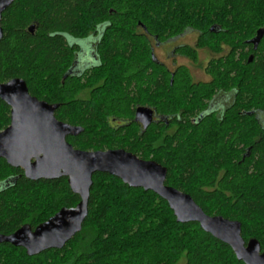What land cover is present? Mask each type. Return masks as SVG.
<instances>
[{
    "label": "trees",
    "instance_id": "obj_1",
    "mask_svg": "<svg viewBox=\"0 0 264 264\" xmlns=\"http://www.w3.org/2000/svg\"><path fill=\"white\" fill-rule=\"evenodd\" d=\"M104 22L109 37L102 47L103 68L113 70L112 75L105 89L93 94L96 110L92 101L73 107L67 101L77 82H61L70 50L57 33L78 35ZM33 23L37 28L31 35L26 29ZM1 24L0 82L21 78L32 96L61 103L56 119L84 129L80 136L68 138L69 144L82 151L120 148L155 161L167 169L166 185L191 196L207 215L240 222L243 240H258L264 251V133L252 116L229 113L223 121L209 118L194 126L187 117L170 135H163L164 125L139 131L134 122L135 107L150 106L153 84L165 115L176 117L183 109L182 117L194 116L195 100L201 105L208 88L221 86L232 64L231 56L213 60V84H193L185 68L171 75L153 63L149 41L135 36V27L160 41L187 30L199 31L195 48L177 49V54L195 61L198 48L220 52L217 38L225 44L233 37L242 42L264 28V0H16L2 14ZM216 25L223 31L211 32ZM241 83L253 96L249 109L264 110V37L252 62L246 63ZM165 89L169 96L163 102ZM190 93L194 100L185 109ZM79 108L85 115L67 114L68 109ZM8 112L0 103L5 125ZM110 118L131 123L115 129ZM7 177L8 186L0 189L1 235L23 225L34 229L80 201L66 178L30 181L21 169L0 159V182ZM92 182L82 229L63 249L29 257L23 248L0 244V264H178L182 259L184 264H244L197 223H178L167 202L155 193L131 188L103 173L94 174Z\"/></svg>",
    "mask_w": 264,
    "mask_h": 264
},
{
    "label": "water",
    "instance_id": "obj_2",
    "mask_svg": "<svg viewBox=\"0 0 264 264\" xmlns=\"http://www.w3.org/2000/svg\"><path fill=\"white\" fill-rule=\"evenodd\" d=\"M14 1L0 0V18ZM210 31L213 32L214 27ZM260 35L259 32L251 41L254 45ZM0 99L11 108L10 127L0 133V158L9 166L22 169L30 181L66 178L71 192L80 199L76 206L61 208L34 229L23 225L10 235L0 234V244L23 248L29 257L63 249L81 231L88 215L93 175L103 173L131 188L155 193L167 202L178 223H197L204 232L228 245L238 261L264 264L260 243L256 239L243 240L240 222L207 215L191 196L165 184L167 169L162 165L140 159L123 149L82 151L73 148L66 138L76 137L84 129L58 121L54 116L58 105L30 96L22 79L0 84ZM152 119L153 114L147 107L136 109L134 122L141 124L143 131Z\"/></svg>",
    "mask_w": 264,
    "mask_h": 264
},
{
    "label": "flooded vegetation",
    "instance_id": "obj_3",
    "mask_svg": "<svg viewBox=\"0 0 264 264\" xmlns=\"http://www.w3.org/2000/svg\"><path fill=\"white\" fill-rule=\"evenodd\" d=\"M12 4L6 10H8L12 6ZM2 14L0 18V27L2 29V37H3V28L1 24ZM105 25H106V22L100 23L91 30L87 29L86 33H81L78 35L71 34V33H65V32L57 33L58 37L62 38L66 42L67 47L70 50L69 62L67 63V67L63 71L61 82L63 84L66 79H70V80L77 82L76 90L71 94L70 98L67 101L69 104H72L73 107H75V105H77L78 107L80 106L84 107V105L91 103L89 99L94 93L92 92V89H90L88 85H90V82L96 78V76L99 74V72L103 69V66H104L103 65L104 56L102 54V47L103 45H105L109 37L107 35V31L109 28L106 27ZM36 28H37V25L33 23L29 25L26 30L29 34L33 35L36 31ZM30 29H32V32H30ZM221 31H223L222 28L216 25L214 27L213 33H220ZM230 31L232 34L236 33L235 28L231 29ZM190 32L192 33L194 32L197 34L196 43L194 46L195 48L199 40V37H200L199 31L187 30L175 38H171V39L167 38V39L160 41L155 36L149 34L144 28L135 27L134 35L139 36L141 34L142 36L146 37V39L149 41L150 57L153 63L160 66L161 68H163L166 72H168L171 75H174V73L179 67L185 68L187 73L190 76L192 83L196 85L203 84V85L208 86V84L209 85L213 84V76L211 75L212 74L211 70L214 66L213 67L211 66V62L213 60L218 61L220 58H224L227 56L232 57V64H231V67H229L228 69V76L225 79V81L221 83V86L217 84H213L210 88H208L206 90V94L211 90L212 92L210 94H207L208 97H206V94L204 97L201 96L202 97L200 98L201 105L196 104L197 101L195 100L196 113L194 116H189L188 113H186L182 117V112L184 111L183 109H181L180 113H176L177 114L176 117L165 115L159 109V107L162 104H160L161 102L159 98L155 97V92L158 88L156 87L155 84H153L150 89V106H146L153 114V119H152V123L150 124V126L155 125V127L158 126L159 128L161 127V125H164L165 127H167L166 130H169L172 127H176L178 123L185 122V120H187V117H188L190 124L194 126V125H199L204 120L209 119V118L213 119L214 121H218V120L223 121L226 118V116H228L229 113L231 114L236 113L239 117L252 116L257 127L261 131H263L262 133H264V110L260 108L249 109L253 96H251L252 93H251L249 86L246 85L245 83H241L243 74L246 71V63L252 62L254 58V52L257 51L258 46L262 38L264 37V28L256 29L252 37L245 38V40L242 42L240 38L233 37L230 43L225 44L223 40H219L217 38L216 42L218 43L217 45L219 47L220 52H213L212 50L207 49V48L196 49L197 50V60H198V52L201 50H209L211 53H214L215 55L214 58L208 59L203 66H199V69L203 75L199 80H196L194 78L192 71L190 69L191 66H197L196 63L198 61L197 60L193 61L187 58L186 56L177 54L178 48L184 47L187 45H184V44L176 45V43L172 42L176 40L177 38L182 37ZM259 32L261 33L259 41L257 45H254L251 41L257 37ZM127 42L129 43L130 41L127 40ZM162 48L167 49V50L162 51ZM160 50H161V53H160ZM178 58L188 60L190 66L188 64L186 65V63L178 64L177 63ZM152 70L153 69L151 68L150 72H152ZM12 79H21V78H12ZM12 79H9L5 82H0V84H5ZM171 83L172 81L171 79H169V84ZM86 91H88V98L86 99L80 98V96ZM167 91L168 89H165V92ZM30 96L32 95L30 94ZM164 96L165 97L163 98L164 99L163 102H165L168 99L169 93L168 92L165 93ZM192 100H194V96L193 94L190 93L183 104V108L186 109L187 107L191 106ZM39 101H43V100H39ZM0 103L7 106L8 111H9L7 114L8 124L6 125L4 124L5 118L4 119H2V117L0 118V133H3L6 129L10 127L11 108L6 102H4L1 99H0ZM48 104L58 105V108L56 109L54 113V116H55L56 112L61 107V103H48ZM138 107H141V106L135 107V111ZM72 111L74 112L75 109H72V110L68 109L67 114H71ZM83 111L85 112L84 109ZM135 111H134V116H135ZM130 123L131 121L124 120V119H117V118L109 119V124L112 127H115V129L122 127V126H126ZM71 126H75V125H71ZM137 127L139 131H143L141 124H137ZM262 133L260 132L258 137L254 138L255 142H258ZM76 137L68 136L66 138V141L68 138H76ZM247 146H248L247 148H250V145H247ZM110 150H113V149H110ZM94 151H100V150H94ZM0 159L5 161L2 158ZM5 163L7 164L6 161ZM7 165L9 166V164ZM16 169H20V168H16ZM21 171L24 175V171L22 169ZM9 179L10 178L7 177L2 182H0V189L1 188L4 189L5 187L8 186Z\"/></svg>",
    "mask_w": 264,
    "mask_h": 264
},
{
    "label": "rangeland",
    "instance_id": "obj_4",
    "mask_svg": "<svg viewBox=\"0 0 264 264\" xmlns=\"http://www.w3.org/2000/svg\"><path fill=\"white\" fill-rule=\"evenodd\" d=\"M196 36H197L196 33L190 32V33H187L186 35H184L182 37L177 38L176 40H174L172 42L176 43V45L184 44V45H187V46H190V47H194L195 43H196ZM164 50H167V49H163L162 48V51H164ZM160 53H161V50H160ZM214 57H215L214 53H211L209 50H201V51L198 52V60H197L198 62L196 63L197 66H191L190 67V69L192 71V74H193V76H194V78L196 80H199L203 76L201 71H200V69H199V66H203L208 59H211V58H214ZM177 63L178 64H185L186 63V65L187 64L189 65L188 60L182 59V58H178L177 59ZM111 65L114 66V67H118V65L116 63H112ZM112 72H113V70H107V69L103 68L99 72V74L96 76V78L90 82V85H88V86H89L90 89H92V92L94 94L95 93L96 94L100 93V92H102L105 89V87L107 85L106 81H107V79L109 77H111ZM98 89H99V91L96 92V90H98ZM80 98H84V99L88 98V91L84 92L80 96ZM96 99L97 98L95 96H93V95L89 99L90 101H92L95 110L97 109L96 108V104H95V103H97ZM75 115H85V112L83 111V109L79 108L78 111L75 110L74 112L72 111L71 114H69V116H75ZM175 129H176V127H172L169 130H165L163 135L173 134ZM156 136L158 137L159 133H156ZM158 141H159V139L154 141V144H157ZM90 147H95V146L90 145ZM115 149H120V148H113V150H115ZM87 151H94V150H87ZM184 262H185L184 259H182L178 264H184Z\"/></svg>",
    "mask_w": 264,
    "mask_h": 264
}]
</instances>
